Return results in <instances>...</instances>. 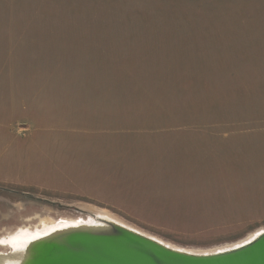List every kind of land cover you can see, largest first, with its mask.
<instances>
[{
	"label": "rangeland",
	"instance_id": "1",
	"mask_svg": "<svg viewBox=\"0 0 264 264\" xmlns=\"http://www.w3.org/2000/svg\"><path fill=\"white\" fill-rule=\"evenodd\" d=\"M4 124L0 254L23 255L0 264L98 222L198 256L249 244L264 234V0H0ZM28 128L72 129L40 141L42 188L13 182Z\"/></svg>",
	"mask_w": 264,
	"mask_h": 264
},
{
	"label": "bare ground",
	"instance_id": "2",
	"mask_svg": "<svg viewBox=\"0 0 264 264\" xmlns=\"http://www.w3.org/2000/svg\"><path fill=\"white\" fill-rule=\"evenodd\" d=\"M108 221L110 222V220ZM41 225L44 230L49 229L48 221H43ZM78 227H80V225ZM86 227H88L87 230H73L74 232L69 233L64 237L49 242H41V244L38 245V252L35 258L27 262V264H115L120 260L121 262L129 263L142 261V259H138L136 256L124 255L121 252V250H127V235H133L137 238L147 240L156 246L170 250L174 253H180L193 257H205L208 258V260H216L221 257H226L224 261L229 262L234 260L236 257L245 255L246 250L252 253L260 249L263 246L261 245L263 243L261 241L264 239L263 234L255 241L231 251L198 256L187 254L182 251L172 250L169 247L157 242L155 239L147 238L112 224L98 222ZM26 234H28V230ZM14 246L15 252L12 255L0 254V256L8 260L12 259L11 261L13 262H19L20 260L17 258H20V256L23 255V252L20 253L22 246L16 244Z\"/></svg>",
	"mask_w": 264,
	"mask_h": 264
},
{
	"label": "crops",
	"instance_id": "3",
	"mask_svg": "<svg viewBox=\"0 0 264 264\" xmlns=\"http://www.w3.org/2000/svg\"><path fill=\"white\" fill-rule=\"evenodd\" d=\"M7 125L8 124L2 125L4 126V128H0V131H4L7 135L8 143L5 144L4 146L11 147V149L9 150V154H8V156L10 157H8L7 159L13 160V157H12V152L14 151V146L12 145V137H13L12 133L13 132H11V130L7 127ZM28 129L29 131L26 134V139L22 140L24 149L21 148V153L23 155V159L21 158L20 164L18 166H15L16 168H19L21 170V173H20V176H15V180H13V182L26 186V187L42 188L47 185L44 182V179L46 178V175H45L46 169L48 172L50 171L52 172L53 168H49V166H47L46 168V160L44 159L45 152L42 150L41 142L45 140H52V141L58 140L61 142V140L65 141L67 140V138L69 140L72 138V129L65 128L66 130L59 129L58 131H55L53 129L49 130L51 131L52 136L49 134L48 130L44 132V131H41V129H33V130H31L30 128ZM32 141H34L35 146H33ZM69 158L72 159V155H69L68 159ZM63 159H66V158L64 157ZM53 162L54 160L52 161V163ZM10 163L11 162H9L8 165ZM17 164L18 163H16V165ZM58 170H60V168ZM49 177L52 178V176H49ZM0 179H3V178H0Z\"/></svg>",
	"mask_w": 264,
	"mask_h": 264
},
{
	"label": "water",
	"instance_id": "4",
	"mask_svg": "<svg viewBox=\"0 0 264 264\" xmlns=\"http://www.w3.org/2000/svg\"><path fill=\"white\" fill-rule=\"evenodd\" d=\"M126 238L128 240L127 250H121V252L124 255L136 256L138 259H142V261L129 263L121 262L120 260L115 264H264V239L261 241L263 242L261 244L263 246L260 249L252 253L246 250L245 255L226 262L224 261L226 257L208 260L205 257H193L174 253L133 235H127Z\"/></svg>",
	"mask_w": 264,
	"mask_h": 264
},
{
	"label": "flooded vegetation",
	"instance_id": "5",
	"mask_svg": "<svg viewBox=\"0 0 264 264\" xmlns=\"http://www.w3.org/2000/svg\"><path fill=\"white\" fill-rule=\"evenodd\" d=\"M24 230H21L20 232H23Z\"/></svg>",
	"mask_w": 264,
	"mask_h": 264
}]
</instances>
